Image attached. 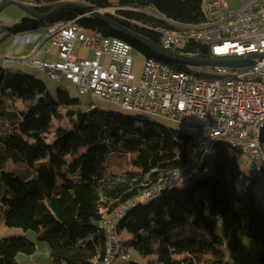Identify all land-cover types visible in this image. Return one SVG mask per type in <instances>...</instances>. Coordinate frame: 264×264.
Instances as JSON below:
<instances>
[{"label": "trees", "instance_id": "1", "mask_svg": "<svg viewBox=\"0 0 264 264\" xmlns=\"http://www.w3.org/2000/svg\"><path fill=\"white\" fill-rule=\"evenodd\" d=\"M27 2L43 15L65 2L113 9L114 21L157 44L161 36L155 30L172 26L139 11L151 8L182 24L205 21L204 0H118L117 5L111 0ZM80 15L78 9L63 10L48 18L47 29ZM39 24L23 19L5 28L4 39L36 31ZM79 24L103 37L120 39L176 71H190L187 65L159 57L95 18L86 17ZM176 53L211 57L206 45L194 42ZM80 106L81 101L63 89L54 91L34 76L0 67V156L28 167L22 173L0 168L2 225L33 231L37 241L46 244L53 264H102L108 239L99 224L123 212L117 227L121 251L135 250L142 261L130 264H229L216 227L220 218L233 215L242 235L263 246L255 264H264V212L253 190L254 180L238 167L242 150L218 141L212 148L217 157L214 176L165 191L126 212L137 195L185 167L193 137L143 116L83 111ZM65 109L72 123L76 117L81 121L75 134L54 126L55 120H63L61 110ZM260 139L264 148V130ZM119 149L130 169L109 173L108 160ZM121 232L130 239L122 243ZM37 249L26 237L0 239V264H19V254L31 256Z\"/></svg>", "mask_w": 264, "mask_h": 264}, {"label": "built area", "instance_id": "2", "mask_svg": "<svg viewBox=\"0 0 264 264\" xmlns=\"http://www.w3.org/2000/svg\"><path fill=\"white\" fill-rule=\"evenodd\" d=\"M212 32L198 39L184 35L171 36V30H155L161 36V46L176 52L190 42L206 45L211 60H253L255 65L243 68L215 66L216 73L231 71L258 72L264 75V0H255L238 11L229 10L225 0H209ZM165 20L150 9L140 11ZM113 16V15H109ZM48 43L57 50L55 63L33 59L31 64L46 70L53 81L61 76L72 82L83 95L101 97L133 109H146L156 114L168 115L172 121H181L193 132L200 134L198 152L182 177L170 182H160L147 196L136 201L157 196L158 189L184 183L200 171H206L209 147L214 142L229 141L245 148V158L254 172L264 176V159L257 144L258 124L264 122V88L250 85L244 80L237 85H212V83L177 77L160 63L144 61L141 76L134 73L132 49L124 43L103 41L87 32L79 23L65 22L48 29ZM183 56L198 58L192 53ZM110 57L105 66L102 59ZM205 162V164H204ZM118 218L105 225L108 238L116 231ZM121 254L108 256L107 264L122 261Z\"/></svg>", "mask_w": 264, "mask_h": 264}, {"label": "rangeland", "instance_id": "3", "mask_svg": "<svg viewBox=\"0 0 264 264\" xmlns=\"http://www.w3.org/2000/svg\"><path fill=\"white\" fill-rule=\"evenodd\" d=\"M3 1H12L15 3H21L33 9V7H31L30 4H28L27 2L28 0H0V4ZM111 2L114 5L118 4V0H111ZM240 9L241 7L237 6V2L229 6V10L231 11H238ZM15 18L30 19V16H28L20 8L14 5L8 6L0 12V24L2 25H8L10 22H12L10 23L12 25L13 24L17 25L23 20L22 19L21 21H17ZM38 22L40 23L39 24L40 28L38 30H40L43 33H45L46 30L48 31L47 26L49 25L50 22L49 19H44ZM131 56L134 60V73L139 78L142 74L144 61L146 57L143 56L136 49L132 50ZM102 61L105 64V66H107V64L110 63V57L104 56ZM28 62L31 63V60H28ZM187 69L194 73L201 74L206 77H210L212 79L218 78L213 67L187 65ZM37 70L42 71L45 74H41L39 71H32L28 75L34 76L37 79L44 81L54 91L58 89H63L67 91L72 99H79L81 101L80 107L83 111H90L96 109L99 112H114V113H121L126 115L139 116L134 112L123 109L121 103H114L109 99H105L101 97H92L91 95H81L78 91L77 86L72 82L66 80L65 77L61 76L59 81H53L50 79L46 70L44 71L40 69ZM75 110H78V108L75 107ZM67 111L68 110L66 109L61 110V115H63L62 116L63 120L61 122L55 120L54 126L55 128L57 126L65 127L71 133L75 134L78 132V128L80 126L81 121L78 117H76V122L72 123L70 121V118L65 116L67 114ZM143 117L145 119L151 120L152 122L160 126H165L171 130H175L184 135L193 134V132L190 129H188L181 121H172L168 117L155 116L149 114L143 115ZM205 162H207L206 164L207 172L202 173L198 177L185 181V183L177 189H184L190 187L196 181H200L205 178L214 176L216 172V162H217L216 153L214 151H211L208 159ZM237 162L240 171L246 177L254 180L253 190L257 196L259 205L261 206L264 212V176L261 177L257 176V174L247 164L245 156L238 155ZM0 168L2 169L5 168L7 169V171H11L15 173L26 172L28 169V167L24 165L9 163L8 160L7 161L3 160L1 156H0ZM128 169H130V167L128 166L127 161L125 160V155L123 154L122 150L119 149L114 151L108 160V172L119 174ZM167 191H173V190H167ZM162 193L155 196L154 198L146 200L144 204L147 203L148 201L156 199ZM216 233L223 240L224 255L226 260L229 262V264H255L256 260L259 258L263 250V246L260 243H255L254 241L250 240L248 237L242 235L239 227L237 226L234 220L233 215H227L218 220ZM11 237H26L30 242L35 243L38 248L36 253L31 256L25 254H19L17 257L19 264H53V261L50 257L46 244L38 242L36 238V234L33 231H24L21 228H10L0 223V239L11 238ZM129 239L130 236L127 233L125 232L120 233V240L122 243H124ZM126 254L131 256V258L128 261H115L112 264H130L132 261L142 262L139 254L135 250H130Z\"/></svg>", "mask_w": 264, "mask_h": 264}, {"label": "bare ground", "instance_id": "4", "mask_svg": "<svg viewBox=\"0 0 264 264\" xmlns=\"http://www.w3.org/2000/svg\"><path fill=\"white\" fill-rule=\"evenodd\" d=\"M150 11H151V13H156L151 8H150ZM100 12L108 14V15H114L115 14V11L113 9L100 10ZM204 13H205V21L203 23H200V24H197V25L177 23V22H173V21L167 20V19H165V17L161 16L165 20V23H167L170 26H172V29H164L163 28V29H158V30H160V31L171 30V36L184 35L185 32H188V39H198L200 36L206 35V33L212 32V25L209 23V21H210L209 0H204ZM86 17H89V16L80 15V16H77V17L67 21V22L79 23L82 19H84ZM52 28H54V26L50 27L49 29H52ZM83 29L85 31H87V32H90V33L96 35L98 39H101L103 41L124 43L125 47H128V48L134 50V48L130 44H128V43H126V42H124V41H122L120 39L111 38V37H103L100 34L96 33L95 31L87 30L84 27H83ZM145 60H147L148 62H154V63L163 64V63H161V62H159V61H157V60H155L153 58L146 57ZM163 66L168 67V70L169 71H173V73L177 77H184V74H186V76L188 78L195 79L197 81H204V82L212 83V85H220V84L237 85V84H239V82L246 80V81H248V84H250V85H258V86L264 88V75L260 74L258 72H247V71H231V72H221V73H216L215 72L217 74L218 78L217 79H212V78L209 79V78H206V77H204V76H202L200 74L194 73L192 71H181V72H179V71L174 70L173 68H171L168 65L163 64ZM78 91H79V93L81 95H83L82 92L79 89H78ZM112 102L119 103V101H112ZM122 107H123V109H125L127 111L134 112V113H136L139 116H143V115L149 114V115H155V116L168 117V115L156 114L154 112H149V110H146V109L127 108V106H125L123 104H122ZM187 128L190 129L189 127H187ZM263 130H264V122L258 124V130H257L258 151H259V154L262 157V159H264V148L261 145L260 135H261V132ZM192 137H193V143L190 146V151H189V156H188V158H189L188 163L185 165V167L183 169H181L180 171L174 172L172 175H170L166 179L160 180V182H170L174 177H182V174H184L186 169L193 162V160H194V158L196 156V153L198 152V147H199V142H200V134L197 133V132H193ZM226 142L229 144V147L233 148L234 150L235 149L242 150L243 153H244V156H245V148H244V146H242L241 144H234L233 142H229V141H226ZM216 143L217 142H214V144H216ZM214 144L210 145V147H209L208 157H209V155H210V153L212 151V148H213ZM246 161H247V164L251 168V165L249 164V160H246ZM204 172H207V170L198 172L197 174L193 175L192 177L187 178L186 181L189 180V179H193L195 177H198ZM257 176L260 177L258 174H257ZM184 183H178V184H175V186H168V187L160 188V189H158V195L160 193H162V192L167 191V190L177 189L180 186H182ZM151 189H157V186L154 187V188H150L148 190H144L140 195H137V197L138 196H147V194L151 191ZM137 197H136V199H137ZM154 197L155 196H150L148 198H145V199H142V200H138V201H136V199H135L132 203L129 204V206L126 208V210H123V211H126V212L130 211L136 205L144 204V202L146 200H149V199L154 198ZM119 215H123V212H121V214L119 213V214H117L115 216L108 217V218H106L104 221H102L99 224L100 228H102L105 231V233L107 235V239H108L107 240L108 241V253H107V256L105 258L104 263H102V264H107L108 256H112L113 255V240H112V238H108V230H107V227H106L105 224L109 220H112V218H118ZM122 217L123 216L120 217V221L122 220L121 219ZM119 222H116V231H115V236H114L115 253L116 254H121V258H128V256L131 258L130 255H128L126 253H122V251H121V247L119 245V240H118V235H117V227L119 225ZM128 260L129 259H123L122 261H128Z\"/></svg>", "mask_w": 264, "mask_h": 264}, {"label": "water", "instance_id": "5", "mask_svg": "<svg viewBox=\"0 0 264 264\" xmlns=\"http://www.w3.org/2000/svg\"><path fill=\"white\" fill-rule=\"evenodd\" d=\"M11 5H14L20 8L24 13L30 16L29 20H36V21H42L44 19H48L54 16L55 14L63 10H66V9H70V8L78 9L82 11L83 15H87L91 18H95L99 20L100 22H102L103 24H105L106 26H108L109 28H111L112 30L120 34L128 36L129 38L136 41L140 45L156 53L159 57L165 60L174 62V63L181 64V65H195V66H205V67L225 66V67H230V68H243V67L255 65V61L253 60H246V59H243V60H211V59L202 58V57L190 58V57L180 55L173 51H168L164 49L160 44H157L148 38H145L139 34L133 33L130 30L126 29L125 27H123L122 25L114 21L108 14L102 13L100 12V10H96L92 7H89L83 4L65 2L58 8L51 11L50 13L43 15V14L36 12L34 9H31L30 7H27L26 5H23L21 3H15L12 1H3L0 4V12L4 10V8L11 6Z\"/></svg>", "mask_w": 264, "mask_h": 264}, {"label": "crops", "instance_id": "6", "mask_svg": "<svg viewBox=\"0 0 264 264\" xmlns=\"http://www.w3.org/2000/svg\"><path fill=\"white\" fill-rule=\"evenodd\" d=\"M255 0H225L228 8L237 2V6L243 8ZM21 21L24 18H15ZM12 23V22H10ZM0 24V67L15 73L30 74L37 70L28 60L39 59L44 62L55 63L59 61L57 50L47 41L48 31L45 33L33 31L24 35L12 36L4 39L7 32L5 28L16 24ZM30 71V72H29ZM41 74H45L39 71Z\"/></svg>", "mask_w": 264, "mask_h": 264}]
</instances>
